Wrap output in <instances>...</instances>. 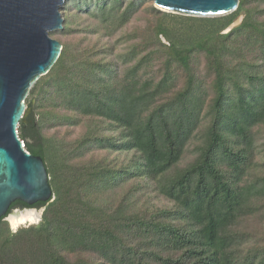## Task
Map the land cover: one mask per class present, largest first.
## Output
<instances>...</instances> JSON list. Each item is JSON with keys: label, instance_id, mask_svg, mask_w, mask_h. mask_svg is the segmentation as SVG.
<instances>
[{"label": "trees", "instance_id": "trees-1", "mask_svg": "<svg viewBox=\"0 0 264 264\" xmlns=\"http://www.w3.org/2000/svg\"><path fill=\"white\" fill-rule=\"evenodd\" d=\"M146 3L64 5L58 32L82 36L18 127L54 198L36 225L0 219V264H264V0L216 18Z\"/></svg>", "mask_w": 264, "mask_h": 264}, {"label": "water", "instance_id": "water-1", "mask_svg": "<svg viewBox=\"0 0 264 264\" xmlns=\"http://www.w3.org/2000/svg\"><path fill=\"white\" fill-rule=\"evenodd\" d=\"M68 1L0 0V219L5 216L7 222L13 202L26 204L22 209L26 211L54 198L42 158L22 148L17 132L29 111L25 102L30 89L61 54L62 44L51 33L63 29L62 9ZM151 1L162 12L197 18L229 15L239 4V0Z\"/></svg>", "mask_w": 264, "mask_h": 264}, {"label": "rangeland", "instance_id": "rangeland-1", "mask_svg": "<svg viewBox=\"0 0 264 264\" xmlns=\"http://www.w3.org/2000/svg\"><path fill=\"white\" fill-rule=\"evenodd\" d=\"M69 1H72V0H69ZM150 4H152V1H151V0H147L146 5L148 6V5H150ZM152 5H153V4H152ZM62 16H63V14H62ZM138 18L140 19L139 21H137V20L135 19L132 23H130V25L128 26L130 29H131L132 27H135V26H142V25L144 24V22H145V19L152 18V14H150V13H143V14L139 15ZM241 18H242V17L239 18V20L237 21V23L241 20ZM237 23H236V24H237ZM81 36H82L81 33H80V32H76V31H74V32L71 34V36L63 35L62 33L58 32V31L53 32V34H51V37H52L53 39L59 41L61 44H62V43H65V42H67V41H69V40H77V39H79ZM25 103H26V108H27L29 111H28V114L26 115V117L24 118V122H27V119H28V117H30V115H32L33 118L37 119V115L33 114V113H34V112H33V111H34L33 107H30V106L28 105L27 100H26ZM59 131H60V134H64V129H63V128L59 129ZM79 132H80V129H77V128H76V129H73V133L70 134V138L75 137L77 134H79ZM260 157H261V159H263V158H264V154H263V155H260ZM15 210H17V211H18V210H19V211H22V212H20V213H17V215H19V214L25 212V211L22 210V208H14V209L11 210L10 213H11L12 215H16V214H13V211H15ZM31 210H33L34 212H37V213L39 214L38 219H37L36 221L30 223V224H32V225H33V223H34V225H36V224L39 223L38 220H39V218H40V216H41L42 208H32ZM37 221H38V222H37ZM40 221H41V220H40ZM8 222H9V220H8ZM36 222H37V223H36ZM35 223H36V224H35ZM9 224H10V222H9ZM27 224H28V223H27ZM27 224H21V225L16 226L15 228L12 227L11 224H10L9 227L11 226V228L16 229V228H18V227H22L23 225H27ZM23 227H26V226H23ZM11 228H10V229H11ZM11 231H12V230H11Z\"/></svg>", "mask_w": 264, "mask_h": 264}, {"label": "bare ground", "instance_id": "bare-ground-1", "mask_svg": "<svg viewBox=\"0 0 264 264\" xmlns=\"http://www.w3.org/2000/svg\"><path fill=\"white\" fill-rule=\"evenodd\" d=\"M39 217V214L37 212H34L33 210H26L25 212L19 214V215H10L8 217V220L12 227H16L21 224H27L32 223L36 221Z\"/></svg>", "mask_w": 264, "mask_h": 264}, {"label": "built area", "instance_id": "built-area-1", "mask_svg": "<svg viewBox=\"0 0 264 264\" xmlns=\"http://www.w3.org/2000/svg\"><path fill=\"white\" fill-rule=\"evenodd\" d=\"M20 143H21L22 148H25V143H24V141L21 138H20Z\"/></svg>", "mask_w": 264, "mask_h": 264}, {"label": "flooded vegetation", "instance_id": "flooded-vegetation-1", "mask_svg": "<svg viewBox=\"0 0 264 264\" xmlns=\"http://www.w3.org/2000/svg\"><path fill=\"white\" fill-rule=\"evenodd\" d=\"M24 122V121H23Z\"/></svg>", "mask_w": 264, "mask_h": 264}]
</instances>
